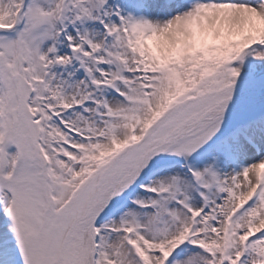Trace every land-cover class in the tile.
<instances>
[{"label":"snow or ice","instance_id":"6c2138e0","mask_svg":"<svg viewBox=\"0 0 264 264\" xmlns=\"http://www.w3.org/2000/svg\"><path fill=\"white\" fill-rule=\"evenodd\" d=\"M0 264H264V0H0Z\"/></svg>","mask_w":264,"mask_h":264}]
</instances>
